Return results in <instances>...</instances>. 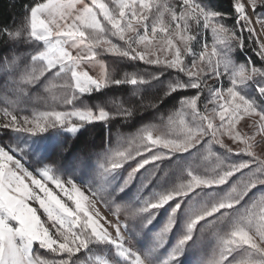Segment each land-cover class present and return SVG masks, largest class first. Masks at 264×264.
Instances as JSON below:
<instances>
[{"label": "snow or ice", "instance_id": "6c2138e0", "mask_svg": "<svg viewBox=\"0 0 264 264\" xmlns=\"http://www.w3.org/2000/svg\"><path fill=\"white\" fill-rule=\"evenodd\" d=\"M23 7L18 24L0 25V41L32 46L23 59L12 55L0 61L4 77L0 86L15 95L0 104V130L38 135L63 127L75 133L84 123L127 119L137 110L156 107L174 91L197 89L195 95L182 97L177 108L160 115L158 123L142 126L110 149L100 165L102 174L142 157L117 189L123 191L145 165L205 143L203 159L210 160L211 166L185 167L175 187L140 209L149 211L176 201L163 233L173 227L185 195L197 188L218 187L237 173L241 176L224 196L194 210L185 235L162 264L181 255L193 227L202 220L214 237L203 264H264V192L237 207L254 188L264 186V111L238 87L264 76V68L251 60L230 67L226 55L234 47L243 49L252 43V51L264 59V0H233L235 23L231 25L221 19L229 13L206 9L199 0H31ZM205 30L211 33V46L205 39L197 51L193 42ZM102 53L170 69L187 79L177 75L168 80L157 100L112 101L111 110L107 106L68 108L79 96L105 86L143 84L162 74L124 72L118 78L100 59ZM46 76L60 81H49L44 88L51 103L45 110L23 114L20 97ZM225 76L228 87L213 88L208 83ZM205 91L208 96L202 100ZM257 91L264 94V84ZM211 144L248 159L226 162L210 149ZM19 152L13 145L0 143V264H77L74 257L96 243L110 244L126 264H150L126 231L134 211L111 203V197H104L98 189L61 177L51 165L30 169ZM100 204L110 215L102 214ZM96 260L109 264L100 257Z\"/></svg>", "mask_w": 264, "mask_h": 264}, {"label": "rangeland", "instance_id": "374dc122", "mask_svg": "<svg viewBox=\"0 0 264 264\" xmlns=\"http://www.w3.org/2000/svg\"><path fill=\"white\" fill-rule=\"evenodd\" d=\"M199 2L206 9L216 11L214 1L199 0ZM221 19L225 24L231 25L235 23L234 14H230L227 18L221 17ZM205 39L211 46V33L205 30V32L197 36V39L193 42V48L199 51ZM31 47L30 44L22 41L9 43L0 41V61H3L5 57L11 58L12 55L20 56L23 59V54L27 53ZM226 55L230 67L246 65L249 60L255 65L252 58L246 54L244 48L234 47L230 51H226ZM100 59L114 69L118 78L124 72L139 71L144 74H162L156 79L147 80L143 84L121 83L119 85L105 86L99 91H92L79 96L73 101L72 105L67 106L68 108L82 109L87 106L95 110L97 106H107L111 110L112 101L119 100L125 104H138L141 98L157 100L161 97L168 80L177 75L182 80L187 79L183 74H178L170 69L164 71L159 66L145 65L108 53H102ZM188 59L190 63L191 57ZM256 67L264 68V65ZM49 81L60 83V81H53L52 76H46L31 86L20 97L18 106L23 114H30L33 110H45L47 105L51 103L49 94L44 92V88ZM3 82L4 77L0 75V85H3ZM208 83L212 84L213 88L228 87L230 81L225 76L222 80L215 83L212 79H209ZM260 84H264V76H255L238 87L246 98L255 101L258 110L264 111V94L257 91V87ZM118 86H127L131 87V89L129 91H112L105 96L89 99L94 93H100L106 89ZM197 91L194 88L174 91L170 95L163 96V99L160 100L156 107L135 111L138 112L140 118L132 126L115 128L110 125V122L114 120L111 119L108 122L84 123L75 133L69 132L63 127L51 128L38 135L5 129L0 130V143H7L20 149L18 155L22 157L23 162L30 169L34 170L43 167L45 164L51 165L53 171L61 177H70L80 186L98 189L104 197H111V203L124 205L129 210L134 211L136 214L128 219L126 231L134 246L147 255L150 264H162L169 257V254L176 249L178 241L185 235L187 225L193 218L194 210L208 206L224 196L233 184L239 180L241 174L237 173L218 187L197 188L185 195L180 202V208L174 215L173 227L165 234L162 230L169 220L171 209L176 201L171 200L158 209L149 211H140V209L143 208L146 201L152 200L160 193L167 192L175 187L185 167H195L199 170L211 166L210 160L205 161L203 159L205 143L194 146L186 152L172 153L159 161L145 165L135 173L124 190L119 192L117 189L124 183L130 170L135 167L142 157H134L121 168L107 175L102 174L100 165L109 150L115 149L124 137L135 133L142 126L158 123L160 115H167L169 111L179 106V101L182 97L195 95ZM57 94L62 93L58 92ZM207 96L208 93L205 91L201 99H206ZM167 97H170L168 102L165 101ZM6 98L15 99V95L10 90L5 91L0 86V104H5ZM164 101L165 103H163ZM116 118L119 119L120 117ZM127 119L121 118V121L126 122ZM91 124L105 125L107 129L105 138L94 140L87 144L81 142L79 145L74 146V140L78 134ZM225 140L229 142L227 138ZM209 147L226 162L248 159L247 156H236L228 153L217 144H211ZM244 172L247 173L248 169H245ZM258 192H264V186L254 188L245 200L241 202V205L237 207H242ZM98 207L101 208L102 214L110 215L103 204L98 205ZM152 213H155L154 217ZM149 219H151L150 223H148ZM223 226L222 224L221 227ZM213 243L212 229L207 228L202 220L193 227L192 238L183 246L181 255L175 260L168 261V264H203V260L209 254ZM41 252L43 254V250ZM96 257L107 260L109 264H126V261L115 255L110 244L100 243L89 245L88 248L78 253L74 259L77 264H98Z\"/></svg>", "mask_w": 264, "mask_h": 264}, {"label": "trees", "instance_id": "16d2710c", "mask_svg": "<svg viewBox=\"0 0 264 264\" xmlns=\"http://www.w3.org/2000/svg\"><path fill=\"white\" fill-rule=\"evenodd\" d=\"M214 1V6L216 11L218 12H224L233 14L234 9L232 7L233 0H212ZM31 0H0V25H9L12 26L13 22L15 21L17 24L19 23V19L24 14V5L27 3H30ZM235 16V15H234ZM247 34H245L246 36ZM254 47V44L248 43L244 47V50L246 54H248L251 58L253 63L256 66H263L264 65V59H261L255 55V53L252 51V48ZM131 87L127 86H118V87H112L109 89H106L100 93H94L90 96L89 99H96L99 96H105L108 93L112 91L119 92L120 91H129ZM170 97H167L165 101H169ZM165 101L163 103H165ZM140 116L138 112H135V114H132L130 117H128L126 122H122L121 118H114L110 122V125L112 127H126V126H132L139 120ZM108 125V123H107ZM105 125H89V127L85 128L83 131H81L78 136L74 140V146L79 145L82 143H91L94 140H102L106 136L107 129L105 128Z\"/></svg>", "mask_w": 264, "mask_h": 264}]
</instances>
